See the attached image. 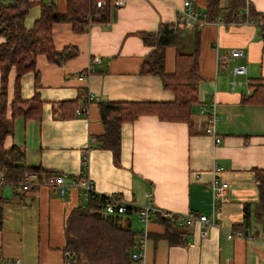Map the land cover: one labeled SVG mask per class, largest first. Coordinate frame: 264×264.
Masks as SVG:
<instances>
[{"label": "crops", "instance_id": "crops-1", "mask_svg": "<svg viewBox=\"0 0 264 264\" xmlns=\"http://www.w3.org/2000/svg\"><path fill=\"white\" fill-rule=\"evenodd\" d=\"M28 1L34 4L24 18L26 29L39 17V2H53L59 11L65 9V0ZM184 1L193 12L204 15L206 0H125L120 7L110 4L106 23H95L81 32L66 23L52 26L55 51L73 46L77 54L61 65L39 56L38 79L35 81L33 72L20 77L21 99L38 93L42 113L39 119L15 118L13 133L3 146H18L28 167L57 173L58 184L22 192L0 186V261H65L66 219L82 201L80 189L71 184L82 181L85 156L87 178L99 195L119 197L138 211L149 205L183 218H213L214 226L185 218L180 243L170 244L155 238L163 234L164 226L152 214L146 226L135 214L142 225L135 232L143 264H264V214L254 172L264 169V104L249 99L251 86L264 84V32L244 22L249 19L246 6L264 14V0H243V20L209 22L200 29L182 26L178 15ZM228 5L229 0H219L223 11ZM161 23L172 25L178 38L176 47L164 50L167 73L174 71L176 50L198 53L200 81L190 127L141 115L120 126V153L115 160L111 150L96 148L90 139L105 132L99 103L174 100L157 76L139 73L150 47L138 33L155 32ZM235 50L242 51V56L233 57ZM93 58L98 62L91 65ZM240 65L245 66V73L233 75L232 68ZM13 83L12 68L6 83L8 102ZM62 102H73L77 109L85 107L87 113L68 114L69 108ZM212 109L214 132L220 138L217 144L204 133ZM213 179L228 185L223 199L214 202L216 212L209 187ZM59 185L65 189L63 194Z\"/></svg>", "mask_w": 264, "mask_h": 264}, {"label": "trees", "instance_id": "trees-1", "mask_svg": "<svg viewBox=\"0 0 264 264\" xmlns=\"http://www.w3.org/2000/svg\"><path fill=\"white\" fill-rule=\"evenodd\" d=\"M98 1H104V6L97 7ZM33 4L28 0H0V37L3 38L0 43V177L3 186L8 185L16 192H22L19 181L26 172L35 173L38 182L58 176L57 173L44 171L39 167H28L25 163V154L18 146L12 145L8 148L3 146L5 138L13 133L15 118L39 119L42 113V101L38 93H34L30 99H21L20 77L24 73L33 72L35 81L38 79L36 60L39 56H43L50 63L61 65L77 54V49L73 46L55 51L52 41L54 24L66 23L73 31L81 32L95 23H106L111 13V0H65L63 11H59L53 2H39V17L30 29H26L24 18ZM244 6L243 0H229L226 11H223L219 7V0H206L204 17L208 22L243 20ZM247 13L248 18L264 20V14L254 12L251 7H248ZM260 28L264 32V25ZM176 32L169 23H161L155 32L138 33L143 44L150 47L139 65V73L157 76L162 88L173 93L172 102L99 103V115L105 132L90 139L96 148L111 150L115 160L120 153V126L141 115H154L160 120L184 122L190 127L189 116L193 106L197 104L200 81L198 53L197 50L191 53L176 50L174 71L167 73L164 69V50L166 47H176L178 39ZM12 68L13 96L8 102L6 83ZM251 88L252 94L249 99L264 104V84H253ZM61 105L69 108L68 114L87 113L85 107L77 109L73 102H62ZM86 168L87 160L84 156L82 172L86 173ZM254 172L259 181V205L264 214V169H256ZM38 182L31 184L29 189L37 187ZM106 201L105 196L92 194L86 199L82 197V201L69 212L65 223L63 248L66 253L65 261L71 264H131V252L138 249L137 233L132 227V218L139 211L125 205L123 213L107 214L104 211ZM171 215L169 218L161 216L158 212L152 214L164 226L163 234L155 238L166 239L170 244L180 243V236L185 234L182 231L185 218Z\"/></svg>", "mask_w": 264, "mask_h": 264}, {"label": "built area", "instance_id": "built-area-1", "mask_svg": "<svg viewBox=\"0 0 264 264\" xmlns=\"http://www.w3.org/2000/svg\"><path fill=\"white\" fill-rule=\"evenodd\" d=\"M125 0H111V4L115 7H120L121 5H123ZM97 7H103L104 6V1H98L96 3ZM190 3L188 1H184L183 2V9H181L179 11V19L181 20L182 26L186 29H192V28H196V29H200L202 27H204V25H206L207 23H209L204 15H199L198 13L193 12L190 9ZM247 6L245 7V15H248L247 13ZM217 24H219V20L215 21ZM245 23H249V24H253L256 26H263L264 25V20H254V19H245L244 21ZM231 55L233 57H237V56H242V51L240 50H235L231 52ZM93 62H98L97 58H93L91 60V65ZM90 67V66H89ZM91 69V68H89ZM233 75H240V74H244L245 73V66H236L234 68H232L231 70ZM201 109L204 110L203 106H201ZM76 112H78V110H76ZM215 121V113H214V109H212V111L209 113L208 118L206 120V128L204 130V133L210 137L213 138V141L215 144L220 142V138L217 137L215 135L214 132V128H213V124ZM215 170L217 168H214ZM214 170V171H215ZM31 178H34L35 181L31 182L29 181ZM37 178L38 176L35 173H29L26 172L23 174L21 180L19 181V185L21 187L22 191H28L29 190V186L31 184L37 183ZM84 178V179H83ZM82 181H76V182H72V186H77L80 189V195L83 198H87L90 195H97L100 196L99 194H97L94 189L93 186L90 182V180L87 178V175L85 172H83L82 174ZM57 178L56 177H50L47 180H41V182H38V186H53V185H57ZM2 185V177H0V186ZM210 190H211V195H212V201H213V212H216V210L218 209V206L215 205V201L218 199H223L228 185L224 182H218L217 180L213 179L210 182ZM59 192L60 194H63L65 192V189L62 185H59ZM105 196V195H103ZM107 198V201L105 203V207H104V211L107 214H121L124 211V207L125 205H128L127 203H125L122 199H120L119 197H115L112 195H106L105 196ZM154 212H160V210L155 209L153 207H150L149 205L145 206L142 210H140L137 214V217L139 219V221L141 223H143L145 226L149 223L150 221V214H153ZM162 214L164 216H167L169 218L172 217L171 214H166L163 213ZM186 220L188 222L194 220V221H198L200 224H209V225H215V222L213 220V218H211V220H209L206 216L204 215H200L198 217H195L193 215H187ZM146 228L143 230V234L141 236V239L143 240L145 238L146 235ZM229 237V235H228ZM138 244V243H137ZM138 249L134 250L131 252V260L137 264H143V251H142V246L141 244H138ZM0 264H18V261H14L12 263H7L4 261H0ZM62 264H71L69 261H64Z\"/></svg>", "mask_w": 264, "mask_h": 264}, {"label": "rangeland", "instance_id": "rangeland-1", "mask_svg": "<svg viewBox=\"0 0 264 264\" xmlns=\"http://www.w3.org/2000/svg\"><path fill=\"white\" fill-rule=\"evenodd\" d=\"M3 188H5V189H7V190L11 189V187L8 186V185L4 186ZM159 214H161V216H163V217H167V216H164V215L162 214V212H159ZM135 217H136V216H133V218H132V227L134 228V230H137V228H139V227L142 226V225H141V223H138V221H137V219H136ZM139 225H140V226H139Z\"/></svg>", "mask_w": 264, "mask_h": 264}, {"label": "bare ground", "instance_id": "bare-ground-1", "mask_svg": "<svg viewBox=\"0 0 264 264\" xmlns=\"http://www.w3.org/2000/svg\"><path fill=\"white\" fill-rule=\"evenodd\" d=\"M256 26V25H255ZM257 27H262V26H257Z\"/></svg>", "mask_w": 264, "mask_h": 264}]
</instances>
